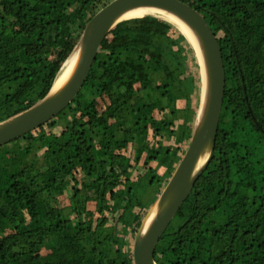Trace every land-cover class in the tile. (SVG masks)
<instances>
[{
  "label": "trees",
  "instance_id": "1",
  "mask_svg": "<svg viewBox=\"0 0 264 264\" xmlns=\"http://www.w3.org/2000/svg\"><path fill=\"white\" fill-rule=\"evenodd\" d=\"M210 23L226 92L213 157L158 264H264V0H181ZM107 0H0V122L37 104ZM196 50L151 10L106 35L74 100L0 146V264H136L192 138Z\"/></svg>",
  "mask_w": 264,
  "mask_h": 264
},
{
  "label": "water",
  "instance_id": "2",
  "mask_svg": "<svg viewBox=\"0 0 264 264\" xmlns=\"http://www.w3.org/2000/svg\"><path fill=\"white\" fill-rule=\"evenodd\" d=\"M135 10L166 11L179 18L195 33L203 55V65L199 60L203 96L190 145L153 205L158 208L157 215L144 228L149 211L134 245L136 264H158L155 251L161 237L213 157L226 92V69L218 37L210 23L194 7L181 0H112L107 3L83 31L76 47V67L69 80L57 91L52 88L31 108L1 121L0 146L42 126L74 100L90 73L106 35L119 22L144 15L127 16ZM203 157L206 158L201 162Z\"/></svg>",
  "mask_w": 264,
  "mask_h": 264
},
{
  "label": "bare ground",
  "instance_id": "3",
  "mask_svg": "<svg viewBox=\"0 0 264 264\" xmlns=\"http://www.w3.org/2000/svg\"><path fill=\"white\" fill-rule=\"evenodd\" d=\"M145 11H149V10H135V11L129 13L127 16H140V15L144 14ZM151 11L156 12L160 17H163V18L175 23L176 25L179 26V28L181 30H183V32L187 35L188 39L190 40L193 47L195 48L197 57L203 65V55H202V51L200 49V46H199V43H198V40H197L195 33L187 25H185V23H183L179 18L169 14L168 12L160 11V10H158V11L151 10ZM77 56H78V54L75 50L74 55L66 63L63 71L61 72L59 77L56 79V81L52 87L54 91H57L61 87H63V85L66 84V82L69 80V78L73 74L75 67H76V63H77ZM205 158L206 157H203L201 162H203L205 160ZM157 212H158L157 206H153V208L151 209L147 219L145 220L144 228H147L150 225L151 221L157 215Z\"/></svg>",
  "mask_w": 264,
  "mask_h": 264
},
{
  "label": "rangeland",
  "instance_id": "4",
  "mask_svg": "<svg viewBox=\"0 0 264 264\" xmlns=\"http://www.w3.org/2000/svg\"><path fill=\"white\" fill-rule=\"evenodd\" d=\"M108 2L107 3H109L110 1H112V0H107ZM143 15V14H142ZM178 26V25H177ZM179 27V26H178ZM81 39V38H80ZM78 45V44H77ZM77 47V46H76ZM195 49V48H194ZM196 57H197V54H196ZM197 59H198V57H197ZM198 62H199V59H198ZM199 65H200V62H199ZM200 70H201V78H202V88H203V77H202V68H201V65H200ZM202 96H203V90H202V92H201V97H200V105H201V101H202ZM200 107V106H199ZM141 229V227L139 228V230ZM139 230H138V232H139ZM138 232H137V235H138ZM137 238V237H136Z\"/></svg>",
  "mask_w": 264,
  "mask_h": 264
}]
</instances>
